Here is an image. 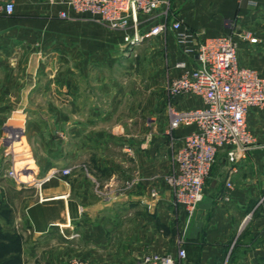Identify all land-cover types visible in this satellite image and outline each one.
Masks as SVG:
<instances>
[{"label": "crops", "instance_id": "0c3cea01", "mask_svg": "<svg viewBox=\"0 0 264 264\" xmlns=\"http://www.w3.org/2000/svg\"><path fill=\"white\" fill-rule=\"evenodd\" d=\"M171 3L175 18L196 34V40L245 31L256 37L255 43L238 40L237 59L240 65L264 77V0H172ZM4 4L5 0H0V145L7 128L12 127V134L19 131L27 113L26 119L31 121L63 119L58 112L30 113L35 90L41 95L53 94L50 95L53 100L49 99L46 105H57L62 99L58 98L57 89L69 87L71 105L78 109L75 106L84 104L79 92L83 88L78 85L80 78L90 76L96 58L111 55V45L122 48L121 32L66 10L58 0H14L10 13L4 10ZM63 10L67 17L60 16ZM169 32L173 62L182 59L192 66L195 58L184 55ZM159 39L149 37L144 43ZM32 54L44 61L31 64ZM56 60L76 61L70 82L69 78L63 82L64 76L60 78L53 73L52 62ZM171 73L176 70L171 69ZM85 104H93L89 96ZM201 105V99L194 95L176 101L179 109ZM94 110L88 107L86 112H71L73 135L78 137L87 132L94 136L87 125L83 128L84 122L107 119L105 113ZM246 121L253 135L264 136V106L250 108ZM35 129L42 137L47 135L45 129L42 132ZM192 129H176L174 136L183 137ZM16 133L19 138L16 147L21 148L23 136ZM75 145L72 155L82 149L79 142ZM122 148L134 154L142 173L152 175L159 167L162 171L166 169V160L152 159V155L147 159L140 150L144 145ZM47 153L49 163L30 153L18 166L14 165L16 175L24 182L46 175L40 183L9 182L0 174V204L4 201L9 206L0 209V264H71L76 258L95 264H136L146 251L175 255L177 250L168 239L174 227L183 229L189 264H264V146L252 145L235 162L228 161L223 151L218 152L206 180L208 189L189 218L182 208L173 206L165 185L160 195L117 194L100 204L91 187L80 183L82 174H51L58 169L63 154L58 149L54 154L44 151V155ZM123 165L124 162H118L119 169ZM222 176H229L231 187L219 184ZM116 181V177H108L104 184L110 187ZM3 185L9 193L1 191ZM225 195L228 199L223 198ZM128 217L133 218L130 231L133 239L117 240L115 235L109 238L108 233L125 229ZM102 219L107 221L105 228ZM160 222L166 233L160 234Z\"/></svg>", "mask_w": 264, "mask_h": 264}, {"label": "rangeland", "instance_id": "374dc122", "mask_svg": "<svg viewBox=\"0 0 264 264\" xmlns=\"http://www.w3.org/2000/svg\"><path fill=\"white\" fill-rule=\"evenodd\" d=\"M167 1L169 9L163 16L168 22H171L175 18V13L171 7L172 0ZM160 10L164 11L165 8ZM149 21L148 19L147 22ZM169 33L167 30L159 35L160 39L157 42L151 40L134 47H127L121 43V50L120 45H111V55L105 58H101V56L96 58L88 78L78 77L80 78L78 85L83 87L79 89V92L82 93L84 100V104L75 106L78 109H74L71 105L69 87L64 90L57 89L58 98H62L61 103L57 105H46L49 99L53 100V96L50 97L53 94L41 95L38 90H35L30 113L58 112L62 114L63 119L58 122L49 119L47 121H31L26 119L29 117L27 113L25 121L19 125V131H16L23 136L24 145L21 148L16 147L19 140L18 136L16 137L17 133L12 134V127H8L9 129L7 128V133L3 137L4 143L0 145L1 154H3L0 157L1 176L9 179V182L15 180L7 174V171L13 170L15 173L14 165L18 166L24 161L23 158L26 154L33 153L43 163H49L50 155L49 153L44 155V151L54 154V151L58 149L62 152L63 159L60 164H57L58 169L53 174L59 173L63 176L82 174L80 183H87L91 187L96 201L98 200L100 204L110 196L117 194L141 192L145 195L155 190L157 195H160L161 187L165 185L171 194V203L175 208H179L174 205V191L167 184V179L175 175V150L177 148V144L173 140L174 130H171L169 126L170 115L166 109L173 98L169 86L174 76L171 73L173 60L169 53ZM43 61L36 55H31V64H40ZM47 62L49 63V60ZM52 65L53 73L60 78L64 76L63 82H67L68 78L70 79L68 82L71 81L70 73L75 71V60H56L52 62ZM88 96L92 100L93 104L91 105L85 104ZM88 107L99 113H105L107 119H93L84 122L83 128H86L84 125H87L91 129L90 131L93 130L95 134L92 136L91 133L85 132L77 137L71 132L73 122L70 119V114L76 111L86 112ZM93 117L96 118L97 115H93ZM35 128H40L41 132L42 128L45 129L47 135L42 137L39 131L35 132ZM16 129L17 127L14 130ZM254 140L253 145L264 146V136L254 135ZM78 142L82 144V149L78 154L72 155V151H76L75 144ZM164 143L165 145L162 147ZM130 144L144 145L145 148L140 150L144 151L143 154L148 160L151 155L152 159L166 160V169L162 171L159 167V171H154L155 173L152 175L140 172L133 159L134 154L125 152L122 148ZM93 145L94 147H91ZM118 162H124L125 165L119 169ZM64 171L66 173H63ZM213 172L212 174L215 173ZM45 177L46 175H42L34 180L39 181ZM108 177H116L117 180L110 187L104 184ZM227 178L229 176L223 177L219 184L225 185L228 181ZM7 188L6 185H3L1 191L6 190L9 193ZM139 188H143V190ZM207 189L208 185L205 182L204 195ZM5 208H9V206L7 202L3 201L0 204V209L4 210ZM132 219L128 217L127 226L122 231L115 233V230L110 234L107 231L109 238L115 235L117 240L131 241L133 239V235H130L133 226ZM102 223H104V228L107 227L106 219H102ZM160 224L162 223L160 222ZM158 229L160 234L166 233L164 224L159 225ZM162 237L164 236L162 235ZM168 239L175 250L184 249L185 257L182 263L189 264L187 251L184 247L183 229L174 227Z\"/></svg>", "mask_w": 264, "mask_h": 264}, {"label": "built area", "instance_id": "2783aa9c", "mask_svg": "<svg viewBox=\"0 0 264 264\" xmlns=\"http://www.w3.org/2000/svg\"><path fill=\"white\" fill-rule=\"evenodd\" d=\"M13 1L6 0L4 10L7 13L12 12ZM58 1L66 10L121 32L124 46L134 47L169 30L183 54L195 58L190 67L182 59L171 64L176 73L169 86L173 98L166 108L171 130L193 128L183 137L173 136L180 144L175 150V175L167 179L168 186L174 191V205L182 208L189 218L203 200L204 185L217 153L223 151L228 161L235 162L255 141L246 116L250 108L264 106V77L239 64L237 48L239 39L255 43L257 38L245 31L196 40V34L180 20L174 18L168 22L163 16L169 9L167 0ZM161 8L165 10L161 11ZM60 16L67 17L66 11H61ZM185 95L197 96L202 105L177 108V99ZM7 174L20 184L40 183L34 179L21 181L13 170H8ZM226 186L231 187L229 180ZM151 195L156 196L157 192L153 190ZM223 198L228 199V196ZM184 257L183 248L175 255L146 251L138 257L136 264H183ZM71 264L95 263L76 258Z\"/></svg>", "mask_w": 264, "mask_h": 264}]
</instances>
